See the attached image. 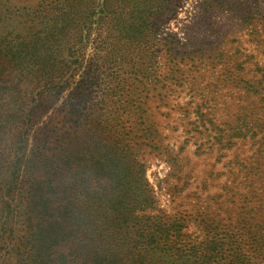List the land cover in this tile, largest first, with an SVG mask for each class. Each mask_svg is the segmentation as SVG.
<instances>
[{
    "label": "rangeland",
    "instance_id": "rangeland-1",
    "mask_svg": "<svg viewBox=\"0 0 264 264\" xmlns=\"http://www.w3.org/2000/svg\"><path fill=\"white\" fill-rule=\"evenodd\" d=\"M63 1L8 0L0 12L5 21L13 17L9 25L18 31L22 25L38 29L43 22L49 29L57 23L60 38L65 37L59 42L62 48L82 50L87 65L108 66L102 76H109V86L95 81L85 92L88 109L103 107L102 122L96 126L94 121H80L59 133L57 124L76 96L66 89L58 110L42 114L44 130L55 133L44 144L47 135L33 131L31 151L39 146L82 168L94 169L100 162L111 178L115 209L120 210L121 195H126L130 214L139 211L133 201L145 187L140 179L146 177L157 200L153 214H187V230L200 239L205 232L197 213L207 208L221 214L229 203L243 205L253 230L242 238L264 243V179L254 178V190L234 196L235 203L223 189V184L232 182L228 170L239 171L233 164L235 154L253 158L257 147L250 140L238 141L222 155L225 150L219 151L215 144L216 134L238 129L240 117L246 121L244 131L264 132V0ZM57 3L59 7L53 8ZM144 27L146 39L135 40ZM126 31L129 40L122 37ZM104 47L113 51L105 53ZM124 50L133 53L123 59ZM153 58L155 75L150 70ZM80 72L77 79L89 81L88 70ZM91 73L98 75L96 65ZM151 75L170 85V92L165 98L152 96L146 103L147 96L158 93L144 91L142 83L151 82ZM252 86L260 89L259 96H249ZM211 118L214 125L209 123ZM260 157L264 158V150ZM140 163L145 167L139 168ZM237 175L240 182L247 180L245 172ZM255 261L264 264V248Z\"/></svg>",
    "mask_w": 264,
    "mask_h": 264
},
{
    "label": "trees",
    "instance_id": "trees-1",
    "mask_svg": "<svg viewBox=\"0 0 264 264\" xmlns=\"http://www.w3.org/2000/svg\"><path fill=\"white\" fill-rule=\"evenodd\" d=\"M7 3L0 0V9ZM38 8L44 9L42 4ZM65 9L63 4L61 10ZM4 18L0 12V264H257L264 243L242 238L253 230L245 206L229 203L221 214L208 212L207 208L197 213L205 232V238L200 239L187 230V214H153L157 200L146 177L140 179L139 184L145 187L133 201L139 211L130 214L126 195H121L120 210L115 209L110 177L100 162L94 166L95 171L68 158H55L39 146L31 151L33 131L47 135L44 144L55 133L50 128L44 130L42 114L57 108L66 89L76 96L66 105L61 124H57L59 133L80 121L100 125L103 107L88 109L85 92L95 81L109 86V76H102L108 66L94 64L98 75H93L94 65L85 64L82 50L59 44L65 37L61 39L57 23L49 29L43 22L38 29L22 25L18 31L9 25L13 17ZM146 30L140 29L135 40H145ZM104 33L108 40V33ZM129 35L126 31L122 37L129 40ZM102 51L113 50L104 47ZM124 53L123 59L133 52ZM150 63L155 75L157 61L153 58ZM83 69L88 70V76L82 77L90 78L85 83L77 79ZM154 75L151 82L148 79L142 83L147 93L158 91L147 96L146 103L152 96L165 98L170 92V85ZM259 95L260 89L252 86L249 96ZM3 98L8 101L1 102ZM239 119L237 130L216 134L215 142L219 151L225 150L222 155L232 151L238 141L250 140L257 147L253 158L238 157L236 153L233 164L239 171L228 170L232 182L223 184V189L228 190L234 203V196L254 190V178L264 179V158H257L264 150V132L244 131L245 118ZM209 123L214 125L212 118ZM59 136H55L58 141ZM243 172L247 180L242 183L237 174Z\"/></svg>",
    "mask_w": 264,
    "mask_h": 264
}]
</instances>
